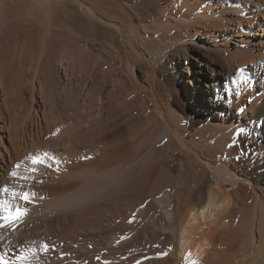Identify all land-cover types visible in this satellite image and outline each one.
<instances>
[{"label":"rangeland","instance_id":"rangeland-1","mask_svg":"<svg viewBox=\"0 0 264 264\" xmlns=\"http://www.w3.org/2000/svg\"><path fill=\"white\" fill-rule=\"evenodd\" d=\"M41 1H44V0H35L34 1V3L36 4V6L39 9H41V8L43 9L42 6H44V3L41 2ZM50 1H52V3H56L57 2L56 6L54 7V9L57 10L55 12V15H54L55 16V18H54L55 20H53L54 21L53 22L54 25L51 23L52 26H50V24L48 25L46 22L45 23L42 22L43 24L40 23L39 25H37V28L39 29V32H41L40 34L43 36V39H42V36L40 37L41 40L40 39H38V40L35 39V41H39L38 44H37V42L34 43L35 42V41L33 42L34 39L31 38V36L29 35V36H27L28 37V40H26L27 42L25 41V43L27 45H29V46L27 47V45L25 44V46L27 47V48L25 47V50L23 49V50H19L18 51L16 49H14V45H11L8 49L5 48L2 51L0 49V57L2 56L0 58V71L4 69L2 72H4L3 75L5 74L4 78L7 79V80L6 79H4V80L6 81V84L8 82V84H7L8 86L7 87H9L8 88V90H9V95H8L9 98H8L7 101L10 102V103L7 102L9 104V105L7 104L8 108L3 105V111L4 110L8 111L7 112L8 114L5 113L2 116H4V117L6 116V121H7L8 125L13 126L14 129L15 128L23 129V128H25V126L27 127L28 124H30V123H38V122H40L42 124V127H43L42 129L45 131L44 134L46 135V136L44 135L45 139H43V144H45V141H46L47 142L46 145L48 146V143L51 140L54 142L53 143L51 141L53 144L50 142L49 143V147H47L45 145H42L43 147L41 146L40 150L38 151L40 154L37 153V152H34V151H30L28 153V155H27V157L29 156L28 159L26 158V160L23 162L24 164L22 163L23 166L22 165L20 166V167H22L24 169L16 168V167H14L16 170L13 167L8 169L7 177L5 176L8 180L6 179L5 184H3V185L0 184V189H3L4 187L8 186V188L10 190H15L16 192H21V191H28V192H32V193L35 192V196L38 197V198L35 197V196L31 197V202L30 203H33V204H30V203L25 204L23 201H20L19 199H17L15 201L16 203L22 204L24 207L30 208V209H28L29 211L32 210V212H28L30 214L35 212L34 210L37 209V211H36L37 214H36V212L33 213V215L32 214L30 215V214L27 213L28 216L30 215L29 218L30 217H32V218L30 220H28L29 218L26 215L25 218L26 219L28 218L27 221L24 220L25 219L24 218L22 220L24 222V224H20L19 223L21 226H19L17 224L15 229L6 227V228H3L2 230H0V236H1V238H0V248H4L7 251V256H8L7 258L9 260V263H11V264L13 262H14V264H21L20 257H23V256H28V260L24 261V264H63V263L64 264L65 263L66 264H69V263L70 264H82V263L83 264H92V263L93 264H111V263L112 264H117V263L120 264V261H122L121 264H150L149 261L151 262V264L152 263H154V264H162L163 262H164L163 264H165V263L166 264H171L172 261H173L172 263H174V261L177 260L176 259L177 258L176 257L177 256V254H176V238H175L176 234H173L174 233L173 230L171 231V229H173L171 226L173 225V227H174L176 224H178L177 222L179 221L180 213L182 211V207L184 205V201L186 199V196H187L188 192L194 193V191H195L194 186L196 185V181H197L195 179H197V175H198V173H197L198 170H196L197 167L196 168L194 167L196 165L195 164V160H194V158L196 157V154L197 155L205 154V155L213 157L215 160L218 161V160H220L222 158H225L227 156V154H228L227 150H228V152H230L231 149H234L236 147V150H242V153L245 154V155H243V157L245 158L244 161L248 165L249 168H250L251 165H253V168L254 167L255 168H261L264 171V113L254 114L255 107L258 108V107L261 106V104L264 103V57H263L264 56V52H262V50H261V54H260V46H258V45H256L254 43L256 41V38L258 37L254 33L255 32L254 30L257 28L256 24H255L256 22L252 23L253 32H249L248 28H247L248 27V22L250 21L248 18L251 19V16L255 12V11H253L254 9H252V8H254V6L250 2L247 3L244 0H239V1L238 0H228L227 2L223 3V5H221L222 6L221 8L223 10L227 11V13L225 12V14L228 17V19H224V21H225L224 23L227 24V26L230 27L229 30L233 31L234 35L237 34V37H235L236 39H234L233 42L231 43L232 49L226 50L227 48H225V52H222L220 50V52H218L219 54L217 53V56L219 57V56L222 55L223 59L224 58L226 59V57H227L226 60L224 59L227 62L229 61V58L231 57V60L234 62V64L231 67L228 65V63L226 64V66H227L226 68L230 72H228L226 70L227 72H226V77H224V81L221 82V84H219L218 86H212V88H210V91H211V95H212L211 98L214 99V98L217 97L219 104L223 103L224 106H227V107L230 106L229 109L234 111L233 112L234 116L231 118L230 116H228L222 110H219V112H217V114L210 115L208 112L203 111L200 108H196V114H198V116H202L203 118L207 117V121L201 122V123L195 125L194 127H192L189 124L188 125V129L184 132V143L180 144V141L178 140L179 141L178 142L177 139H175L176 146H172L171 143H169L171 137H169L168 135L164 136V137L162 136V138L159 139L160 138L159 133L161 134V130H159V129L161 127L159 128V126L157 127V125H155V123H156L155 119L157 120V117H155L156 111H154V109H153L154 103H152V101H150L152 99H149L151 97V95H150L151 93H150V90L148 88V85L150 83L149 84L147 83V82L150 81L149 80V78H150L149 75H152V72H154L153 75H152V77L154 76L153 78H155L154 81L156 80L155 82L157 84H160L159 86L163 85L164 88H165L164 90L161 89L163 96L165 98H167V96H166L167 93H169V94L171 93V96L169 97L170 100L169 99H167V100H169L171 102V104L181 108L180 112L182 111L181 114H183V116H186V114L184 112V108H183L184 106H194L195 105L193 97H196V94H197V91H198V87L196 86V84L197 85H198V83L200 84V81L196 80V78H198V77H196V75H195L196 73H195L194 69H187V66H185V64H184L185 67H183V70L179 71V76H180L179 80L175 79L174 72L172 70H170L171 66L169 68L168 64L166 66L164 65V64H166V62H163L164 63L163 67L160 65L162 63L160 61V59L162 60L166 55H169L168 52L172 49L170 45L162 43V41L161 42L157 41V39L158 40H159V38L161 39V35H162L163 31H165L164 27H162L163 25H161V24L159 25V23L157 24V23H154V22H150L149 24L148 23H146V24L143 23L142 24V21L140 20L141 18H139L136 15H132L128 11V9L125 8V6L123 5V9L122 10H116V9L114 10L113 9V12L112 11L110 12V10H112V9H106L105 13H103V11H101V10H105V9H102V8L98 7V10L101 9L100 10V12H101L100 14L102 15V17L105 20V22H99V23H97V25L95 27V24H91L89 22V20H88L89 17L81 9L79 10V12L77 11L76 15L81 17L82 21H77L76 18L75 19L73 18L72 20H70V18L67 19V14L66 13H68V12L67 11L65 12L63 10V7L66 4H70L71 0H50ZM72 1L74 2V0H72ZM218 1L219 0H217V2ZM255 1H257V0H255ZM214 3H216V0H215ZM243 3L246 6L243 5ZM249 3L251 4V6H250ZM30 5H31V3H30ZM234 6H236V7H234ZM247 6H249L250 8H248ZM240 7H241V9H238ZM234 8L236 10H238V11H234L235 10ZM202 9L204 10V9H206V7H203ZM248 9L252 13H250L248 11ZM31 10H33V8H31V6H29V5H27L26 9H24L25 12H24V15H23V20H24L25 24H28L29 18L31 19L36 14V10L35 9L33 11H31ZM30 11H31V13H30ZM240 11H242V12H240ZM108 12H110V13H108ZM261 12H264V11L261 10ZM125 13L127 15L129 14L127 17H130V14H131L132 18L134 17L132 19V22H133L132 25H134L133 27L135 29L140 30L141 33H143L144 35L146 34V36H149L151 38H152V36H155V39H150V38H147V39L144 38L145 40L143 39L142 44H141V50H143L142 52L144 53V56H140L141 54H139L138 51H136L135 49H133L130 46L132 44L133 45L135 44V40L133 38H129L127 40V37H128V34H130V31H128L127 34L124 35L125 39H126L124 41L127 42L128 45L131 43L129 45V47H126L125 44L123 43L124 42L123 38H120L118 33H116L115 28L112 25H110L109 23H107L108 21H117V20H119V21L121 20V22L122 21L123 22H127V17H126ZM219 15L222 16V13L219 14ZM247 15H249L250 17L248 16L246 18ZM239 16L244 19L243 22L241 21L242 19L241 20L239 19ZM63 17H64V19H63ZM229 18H230V20H229ZM239 20L241 21L242 24H239L240 23ZM261 21H264L263 18H261ZM49 28H50V30H49ZM192 28H190L191 31L188 30L189 34L188 33H186V34L187 35L192 34L191 37L193 36L194 39H198V37H200V35H196V32L194 31V28L193 29ZM47 30L50 33H48ZM246 30L248 31L247 33H246ZM45 32H47V35H46ZM44 33H45V36H44ZM48 34H51V35L48 36ZM52 34L53 35L55 34L58 37L54 39V36H53V39H51ZM193 34H195L196 36L193 35ZM240 37L246 38L247 42H249L248 45L246 44L247 47H248L246 49L248 50L250 48V51H251V52L249 51L250 54H252V53L254 54V56H252L253 60H252V58H249V59H251V61H249V59L247 57L246 58L248 59V61H247V59L244 60L245 62L242 60V59L245 58L243 56V54H242V53L245 52V50H243L245 45L242 46V44H240V41H241ZM46 38H47V40L49 38V40L47 41ZM46 41H47V43H46ZM121 41H123V42H121ZM50 42H52V43H50ZM55 42H56V44H55ZM44 43H45V45H44ZM48 43L50 45H57V48L55 49L53 46H50L49 50H51V51H49L47 49L49 46L46 47L47 45H49ZM75 45H76V47H75ZM34 46H37V47H34ZM168 46H170V47L168 48ZM51 47L53 49H55V50H52ZM67 47L69 48L70 51L68 50ZM70 47H71V49H70ZM224 47H227V46L224 45ZM45 48L47 50H45ZM76 48H77V50H76ZM103 49H105V50H103ZM154 49H157V50H154ZM234 49H235V51H239L241 54L240 53L237 54L238 53L237 52L234 55L235 57L231 56L233 54V52H235ZM236 49H238V50H236ZM240 49H242V50H240ZM252 49H254V50H252ZM261 49L264 50V46L261 45ZM15 50H16V52H15ZM73 50L74 51L76 50L77 52L76 51L73 52ZM132 50L135 51V52H133ZM3 51H4V53H3ZM221 53H223V54H221ZM225 53H227V54H225ZM237 55L238 56L240 55V59H239V57ZM257 55H260L259 59H258ZM131 56H133V57H131ZM146 56L149 59V61L148 60H146V61L144 60L146 58ZM119 57H121L122 60H120L121 58L119 59ZM241 57H244V58H241ZM130 58L132 60L135 58L136 62L134 60L133 61L136 63V65L138 63V65H140V66L142 65V67H143V69H141V72L138 73V78H139L138 80L139 81L135 82V83H137V84H135V86H134V82H133V85H132V83H131L132 80H131V78L129 77V75L127 73L128 72L127 65L129 63ZM237 58L239 60H237ZM63 59L65 61H63ZM91 59H93V60H91ZM36 60H37V63L34 62ZM235 60H237V61H235ZM24 61H25V63H24ZM28 61H30V62H28ZM60 61H62L64 63L66 62L65 64H67V67L69 68V69H67L65 71L66 72L65 74H64V71L60 70V68L57 66ZM239 61L240 62L243 61L245 64L243 63L244 64L243 65L242 63H239ZM235 62H236V64L237 63L239 64V65L237 64V66H240V67L242 66V67L241 68L237 67ZM21 63H24V65L26 64L27 66L23 67L22 66L23 64L21 65ZM31 63H33V64H31ZM182 63H185V62H182ZM240 64H242V65H240ZM178 65H182V64L179 63ZM200 66H201L200 64L196 63L195 69L196 68L199 69ZM34 67H35L36 70L39 69V72L37 70L38 73H37L36 77H35V74L33 73L34 72L33 71ZM38 67H40V68H38ZM228 67H230L231 69H229ZM116 68H117V70H116ZM163 68H164V71H163ZM22 70H24V71H22ZM58 70H60V71H58ZM42 71H44V72H42ZM115 73L116 74L118 73L117 74L118 76L116 78L114 77V76H116ZM126 73H127V75H126ZM22 75H24V76H22ZM22 77H24V78L22 79ZM147 79H148V81H147ZM113 80H115L116 82L113 81ZM22 81H24V83H22ZM117 81H118V86L116 85ZM44 82H46V83L43 84ZM48 85H49V87L51 89L48 87ZM119 85H120V87H119ZM131 86H133L134 89H133V87L130 88ZM136 86H137V88H136ZM139 86H140V88H139ZM201 87L204 88V89H207V87L204 86V85H202ZM93 89H95V91H93ZM137 89H139V91H137ZM13 90H14V93L16 92V94L13 93ZM130 90H132V91H130ZM237 90L238 91L240 90V92H245V98L240 100L243 103H241L238 100V98H237V94H236ZM10 92H12V93H10ZM75 93H76V95H75ZM88 93L90 95L92 93V95L95 97V99H94L95 103L93 102L94 104L92 106L94 108L90 109V110L92 112L95 111L94 113L96 115L94 117V120H90V122L92 121L93 123H95V122L97 123V121H99V120L96 121L95 119H98L99 117H101V115H108V113L110 111L113 113L112 114L113 117H115L117 119L120 117L119 121L116 120L118 122L117 123V125H118L117 127L118 128L115 126V129L113 131V130H111V126H110L109 130H111L112 133L108 130L107 134L108 135L109 134H114V135H117L118 137L119 136L121 137V135H122L121 138L125 137L124 139L127 138V140H130V144H132L131 148H129L130 152L129 151H128L129 153L127 152L128 156H126V159H124V161H122V164H124V166H126V165L130 166L132 171L127 166L128 169H126V170L128 172L126 171L127 174L126 175L125 174L122 175V178H120L118 180L119 185H117L118 182L115 183L116 185L114 184L113 187H111L110 189H106L105 191L101 192V194L100 193L97 194L96 196L91 198L92 200L91 199L88 200V202L80 205L79 207H76V208H74L72 210L71 209H67L68 211H66V210L63 211L64 209H62V210H58L57 209L58 210L57 212L54 211V210H51L52 212H50V211H46V210L43 209L44 212L46 213L45 214L44 212H40L41 207H44V206H47V205L49 206V204L51 203L52 200H53L52 202H54L56 200L55 197H58L59 198L58 200H60V199L62 200L63 196H64L63 198H66L70 194L72 195V193H69V192H73V194H74L77 191V189H78V191L80 190V188H79L80 187V183L85 181L84 177H81V176L84 175L81 172L84 171L83 173H85V171L88 168L90 169V172H93V173L95 171L93 168L98 169L97 173H100L99 170H104L103 166L100 167L101 166L100 164H99L100 166H98V161H97L98 160L97 158H99L100 157L99 155L101 154V151H100L101 150V145L99 146L100 143L99 144L98 143L97 144L96 143L93 144V143H90L89 141L91 140L90 135L91 136H93V135L96 136L97 135L98 139L96 138L95 140H98V141L101 142L100 138L98 137L99 136L98 134L104 133V136H105V133L107 131L105 132V131H103V129L105 130V128H108L110 123H107L108 125L104 124V125H107V126L105 127L103 125L104 128L102 130L101 129L99 130V127L98 128L96 127L95 133H93L94 132V130H93L92 134L91 133L88 134V133H86L84 131H79V130H82L81 129L82 126L87 124V122H85V121L89 122V119H91L90 118L91 115L89 116L88 113L92 114V112H88L90 110H86L87 99H88V97L90 98V95H88ZM111 93H112V95H111ZM148 93H149V95H148ZM203 93H204V96L207 97L206 100L209 101L210 98H209V96H207V93L206 92H203ZM97 94H99V95L102 94V96H99ZM117 94H119V95H117ZM87 95H88V97H87ZM17 96H19V97L17 98ZM75 96H77V97H75ZM253 96H254V98H252ZM110 98H111V100H110ZM139 98H140V100H139ZM141 98H142V100H141ZM108 99L110 101H108ZM257 99H259L260 102H257L258 104L255 106L254 103L256 102ZM227 100H228V102H227ZM139 101H140V103H139ZM229 101H232V102H229ZM76 102H77L78 106L76 105ZM143 102L146 103L147 105L144 104ZM225 102H227V103H225ZM237 103L239 105H236ZM42 104L44 106H46L45 107L46 111H44L43 109L41 110L40 105H42ZM139 104H141V105H139ZM142 104H144V105H142ZM159 104H161V105L163 104L164 105V104H166V101H165V103L164 102H160ZM251 104H253L255 107L251 106ZM94 105L95 106L97 105L96 108H95ZM135 105H137V106H135ZM71 106H73V107L71 108ZM79 106H81V108L83 110L80 109L79 111H81L82 113H79V115H78L77 113H74V112H76L75 108H78ZM106 106H109V107H106ZM65 107H67V108H65ZM109 108L111 110H109ZM114 108H115V110H114ZM67 109L68 110L70 109V110L68 111ZM103 109H104V111H103ZM116 109H118L117 113H116ZM250 109L251 110L253 109V110L251 111ZM59 111H60V114H59ZM72 111L74 113L73 115H72ZM122 111H123V113H122ZM131 112H133V113H131ZM43 113L46 114V115H44ZM94 113L92 114L93 116H94ZM66 114H67V117H66ZM28 115H30V116H28ZM25 116H26L27 120H26ZM52 116H53V119H55L54 121L52 120ZM76 116L79 119H77ZM82 116L87 117V118H85L86 120H82L83 119ZM88 116H89V119H88ZM23 117L25 118V120H24ZM72 119L75 120V121H73ZM65 120H66L67 123L65 122ZM51 121H53V122L51 123ZM69 121L73 122L74 125H73V123H71ZM113 121H115V120H111V121L109 120L108 122H113ZM148 121H150V123ZM63 122H65V124H63ZM78 122L80 124H78ZM83 122H85V123H83ZM121 122H124V123H121ZM96 123H95V125L98 124V123L97 124ZM119 123H121L122 125H120ZM221 123H223V125H224L222 130H219V131L218 130H213V131H210V132L208 130H205L206 127L209 126V125H212L214 127L215 126L218 127L219 125H221ZM52 124H54L55 126L52 125ZM123 124H126V125H123ZM153 124H154V126H153ZM184 124H185L184 122L180 123V126H181L182 129H185L184 128ZM21 125H23V126H21ZM80 125H81V127H80ZM3 126H4V123H2L0 121V136H3L2 137L3 139L1 141L3 143H5V144L9 145L10 144L9 134L7 133V135H6V133L3 132ZM77 126H78V128L79 127L80 128L78 129ZM93 126H94V124H93ZM151 126H153L154 128L157 127V129L158 128L159 129L158 130L157 129L154 130L153 127H151ZM236 126H237V128H236ZM57 127H59L60 129L57 128ZM65 127H66V129H65ZM73 127H74L75 130L73 129ZM101 128H102V126H101ZM98 130L101 131V132H99ZM151 130H153V131H151ZM203 131H205V132L202 134ZM47 132H48V134H46ZM82 132H84V133H82ZM152 132H153V134H152ZM72 133H74V134H72ZM85 133L87 135H89L88 137L90 138V140H86L88 137L86 136ZM62 134H63V136H60ZM67 134L70 137H68ZM71 134L74 135V137ZM58 135H59L60 139H59ZM200 135H201L202 138L200 137ZM76 136H78V137H76ZM81 136H85V137H81ZM211 136L213 137V139H212ZM210 137H211V139H210ZM50 138H53V139H50ZM65 138H67V139H65ZM81 138H83V139H81ZM199 138H200V141H199ZM225 138H226V140H225ZM47 139H49V140L47 141ZM185 139H187V140H185ZM80 140H82V141H80ZM207 140L210 141V143ZM29 141H30V139H28L27 142H26L27 143L26 144L27 147H31V142H29ZM58 141H59V145L61 146L60 149H59L58 144H57ZM98 141H96V142H98ZM153 141H156L157 143H155ZM205 141L207 142V144H206ZM222 141H224V142L222 143ZM55 142H56V144H55ZM68 142L72 143V144L70 143L72 145V148H71V145ZM79 142H81V144L87 142L85 144H88V145H85V144L80 145ZM91 142H92V140H91ZM131 142H135L136 144L135 143H131ZM66 143H68L67 144L68 146L66 145ZM74 143H75V146H73ZM51 144H52V147L50 146ZM134 144L135 145L138 144V145L135 147ZM210 144H212V146ZM89 145L92 146L93 148L90 147ZM96 145H98V146H96ZM181 145L182 146L183 145H185V146L187 145L186 146L187 148L185 146L182 147ZM83 146H85V147H83ZM86 146L87 147L89 146V148H87ZM221 146H223L224 148L226 147L225 149H227V150L224 149V151H222L223 148ZM229 146H231V147H229ZM76 147H78V149ZM133 147H135V148L133 149ZM208 147H210L212 150L214 148H216L217 151L214 149L213 152H212V150L210 148L208 149ZM64 148H67V149L65 150ZM96 148H97L98 151L96 150ZM138 148H140V149H138ZM72 149L75 150L76 153ZM84 149H86V150H84ZM90 149H91V151H90ZM93 149H95V150H93ZM63 150H64V152H63ZM68 150H70V151H68ZM189 150H191L190 151L191 154H189V152H188ZM193 150L195 152H193ZM78 151H79V153H77ZM96 151H97V153H96ZM2 152H3V155L6 157L7 156L6 152L4 151V149L1 148L0 154ZM65 152H66V154H65ZM224 152H226V154ZM192 153H193V155H192ZM45 154H47V155H45ZM86 154H87V156H86ZM187 154L190 156L189 157L190 160L188 159V157H187L188 155ZM89 155H91V157H89V158L94 159V160H92L93 162L95 161V159H97L94 162L95 163L94 164L95 167L92 166L93 165L92 161L91 162L88 161L89 159H87V158H88ZM34 156L36 158H38L39 160L43 161V162L34 165L32 163V157H34ZM74 156L75 157L78 156L77 157V159L79 161L78 163H80L79 167L82 165V167L79 168L81 170H79V169L75 170L76 168L71 169L73 167L69 168L70 162H68V159L71 158V160H72ZM146 156L149 157L148 158L149 160L145 159V158H147ZM169 156H171V157H169ZM79 157L80 158L85 157V159L87 161L84 160V158L80 159ZM192 158H193L194 162H191ZM51 159H52V161H51ZM60 160H62V161H60ZM71 160H69V161H71ZM145 160H146V162L148 164L146 162H144ZM81 161L84 162V163H82ZM135 161L136 162L138 161V162L135 163ZM184 161L189 163V165L193 163L192 166L194 165L193 168H195V169H192V167L190 168L191 165L190 166L187 165V163L184 162ZM1 162H2V155H0V163ZM25 162H27V163H25ZM52 162L53 163L56 162V163L53 164ZM86 162H88L87 164L89 165V166L86 165L87 167L85 166ZM96 162H97V166H96ZM126 163H128V164H126ZM134 163H135V165H134ZM145 163L147 165H145ZM245 163H244V168L246 169V166H245L246 164ZM158 164H160V166ZM83 165H84V167H83ZM56 166H57V168H55ZM65 166H68V167H65ZM46 167L48 168V171H50L49 174H51L52 172L55 173V171L57 173V171H58L57 176H58V174L64 173V171L62 169L65 168V171L66 172L68 171V174H70L72 178L69 177L70 175H68L66 172H65V174L63 176L64 178L66 177L65 178L66 181L65 180H60L59 181L60 178L61 179H64V178L61 175H59V178H58L56 176V173H55V176L52 173L51 176L49 177V174L47 172V168ZM59 167H64V168H59ZM96 167H100L101 169L100 168H96ZM32 168H36L37 171H34V172L31 171ZM82 168L83 169L87 168V169L83 170ZM13 169H14V171H16L18 173L17 176H15V177L12 176V172H14ZM17 169H22V170H19V172H18ZM56 169H58V170H56ZM60 169H61V171H60ZM165 169L167 171H165ZM71 170H72V172L69 173V171H71ZM195 170H196V173L194 172ZM96 171H95V173H96ZM43 172L44 173L46 172V174L48 176L46 174H44ZM74 172H75V174H74ZM66 174H67L68 177L65 176ZM79 174H82V175H79ZM85 174H87V172ZM142 174H143V176H142ZM194 174L196 175V177H195ZM72 175H75L74 176L75 179H73ZM147 175H148L149 179H150V177H152L150 181L147 180ZM18 176H20V177H18ZM79 176H80V179H79ZM139 176H141V177H139ZM178 176H179V179H178ZM32 177H34V178H32ZM38 178H40V179H38ZM56 178L58 180L57 182H56ZM263 178H264V176H263ZM35 179L39 180V182L37 180H35ZM42 179H43V181H42ZM51 179H52V181H51ZM78 179L80 181H78ZM40 180L44 184L42 182H40ZM44 180H46V181L48 180V182H46L47 184L44 182ZM53 181H54V183H53ZM64 181H65V183H64ZM75 181H78V182H75ZM168 181H169V183H168ZM157 182H158V184H157ZM194 182H195V184H194ZM38 183H40V185H38ZM56 183H58L59 185L56 184ZM172 184H175L176 186L172 185ZM75 185H77V186H75ZM78 185H79V187H78ZM57 186H59V187H57ZM60 186H62V187H60ZM115 186H116V188H115ZM119 186H120V188H119ZM172 186H174V187H172ZM52 187H54V188H52ZM191 187H193L194 189L192 188L193 189L192 190ZM42 188H44V189H42ZM62 188H65V189H62ZM70 188H71V191H70ZM112 188H115V189H112ZM189 188L191 189V191H189L190 190ZM61 189H62V191H61ZM53 190L54 191L56 190V191L54 192ZM74 190H76V191L74 192ZM149 191H151V192H149ZM64 193H66L67 195L64 194ZM185 193H187V194H185ZM42 194L44 196H41ZM48 194L50 196H48ZM58 194H59V196H58ZM180 194H181V196H180ZM182 194H184V195H182ZM0 195H1L0 197L3 196L2 193ZM51 196H53V197H51ZM97 196H98V198H97ZM174 196H176L177 198L174 197ZM34 197H35V199H34ZM48 198L50 200H48ZM178 198H180L179 201L182 200V203L180 202L181 204L178 202ZM36 199H38L37 201H39V199H40V201L37 202ZM46 199H47V201H46ZM155 199H158V200H155ZM167 199H169L168 200L169 201L168 204H167ZM172 199L174 201V204H172L173 203ZM43 201H45V202H43ZM43 203H44V205H43ZM45 203H47V204H45ZM103 203H104V205H103ZM137 204H138V206H137ZM169 204L172 206V210L175 209V211L174 210L172 211V213H173V214H171L172 217L169 215L171 212L168 214L167 209H165L166 207H170ZM177 204H179L178 207L176 206ZM30 205L32 207L36 206V205L37 206L32 208ZM173 205H174V207H173ZM50 206H52V205L50 204ZM175 206H176V208H179V210L177 209V211H176ZM163 207H165V208L162 209ZM39 208H40V210H39ZM38 211H39V213H41L40 215H39ZM61 211H63L64 213L61 212ZM74 211H75V213H74ZM47 212H49V213H47ZM55 212L57 214H55ZM59 212H60V214H58ZM42 213H44L43 214L44 216H42ZM166 213L168 214V216H167ZM63 214H64V216H63ZM126 214L127 215L131 214V215H128V217H125V216H127ZM174 214L176 216H174ZM72 215H74L75 217L72 216ZM40 216H42V217H40ZM66 216H67V219H65ZM118 216H119V218H118ZM39 218L41 220H39ZM114 218H116V219H114ZM123 218H126V219L128 218V219L124 220ZM46 219L47 220L50 219V221L49 220L47 221ZM120 219H121V221H118ZM22 221H21V223H23ZM125 221H127V222H125ZM105 222H106V224H105ZM107 222L111 226L109 224H107ZM114 222H118V223L116 224ZM90 223L93 224V226ZM127 225H128L129 228L126 227ZM96 226H98V227H96ZM100 226L103 227L104 230L108 231V233L106 231H104L103 228H101ZM104 226L107 227V228H105ZM120 226H121V229H120ZM94 227L97 228V229H95ZM170 227H171V229H170ZM37 228H38V230H37ZM47 228H49V230ZM54 228H55V230H54ZM58 228H60V229H58ZM34 229H35V231H34ZM123 229H125V230L123 231ZM19 230H20V232H19ZM46 231L50 235L46 234ZM101 231H102V233H101ZM121 231H122V233H121ZM60 232H61V234H60ZM126 232H127L128 235L126 234ZM22 233H24V234H22ZM66 233L70 234L69 237H68V235ZM111 233H113V234L116 233V235L112 234V237L110 238ZM58 234H59L60 237L57 236ZM64 234H65V237H63ZM72 234H75V235H72ZM101 234H102V237H101ZM27 235H29V237ZM46 235H47V237H46ZM61 235H63V236H61ZM97 235H99V236H97ZM105 235H106L107 238L105 237ZM107 235H109V236H107ZM165 235H167L169 237H167ZM51 236H53V237H51ZM103 236H104V238H103ZM56 237H57V239H61V237H62V239L59 241V240L56 239ZM144 237H146V238H144ZM43 238L45 239L46 242L43 241L44 240ZM47 238H49L50 240L47 239ZM100 238H102V239H100ZM108 238L116 239L118 241L114 240V242L111 243L110 239H108ZM117 238H120V239H117ZM2 239H4L5 241L3 240L4 241L3 242ZM55 239L57 240V242H56L57 244L55 243V241H56ZM40 240H42V241H40ZM68 240H69V242H68ZM47 241H50V242L54 241V242L51 244L50 242H47ZM58 241L60 243H58ZM64 242L65 243L67 242L66 245H65ZM75 242H76V244H75ZM48 243H50V244H48ZM106 243H107V245L111 244V247L109 248L110 245H108V247H106L107 246ZM114 243H115V245H114ZM44 244H47L49 246V248H48L49 251H47V252L43 251V245ZM60 245L62 246V248L60 247ZM122 245L124 246L123 248H121ZM53 246H55V247H53ZM69 246H71V247H69ZM117 246L119 247L117 249L119 251H117V253H116V249L115 248H117ZM68 247L71 250H73V251L68 249ZM63 248H65V249H63ZM113 249H115V251ZM63 250H64V252H63ZM124 250H125V252H124ZM93 252H94V254H92ZM123 252H124V254H123ZM76 254H78V255H76ZM85 254H86V256H85ZM80 256H82V258ZM111 256H113V258ZM72 260H73V262H72ZM247 260H248V263H246V264H250V260L249 259H247ZM247 260L245 259L242 264H244L245 261L247 262ZM52 261H54V262H52Z\"/></svg>","mask_w":264,"mask_h":264},{"label":"bare ground","instance_id":"bare-ground-1","mask_svg":"<svg viewBox=\"0 0 264 264\" xmlns=\"http://www.w3.org/2000/svg\"><path fill=\"white\" fill-rule=\"evenodd\" d=\"M35 0H0V49L1 51L3 49H8L11 45H14V49L16 50H25V41L28 40V37L27 36H31V38H33V42L38 39L41 40V32H39V29L37 28V25H39L40 23L42 22H46L48 25L51 23L53 24V20H55V12L57 11L56 9H54V7L56 6V3H52V1L50 0H44V1H41L44 3V6L43 9H39L36 4L34 3ZM84 1V2H83ZM74 0V2L71 0V3L70 4H66L64 7H63V10L68 13L67 14V19L70 18V20H72L73 18L77 21H82L81 17H79L77 14V11L79 12V10H83L87 16L89 17V22L91 24H95V27L97 25V23L99 22H105V20L103 19L102 15L100 14V8L102 9H105V10H101L103 11V13H105L106 9H112L110 10V12L112 11L113 12V9L115 10H122L123 9V5L125 6V8L128 9V11L132 14V15H136L138 16L139 18H141L140 20L142 21V24L143 23H150V22H154V23H159V25H163L162 27H164V30L162 35H161V39L159 38V40L157 39V41L161 42L162 43H165L167 45H170L171 46V50L168 52L169 55H166L162 60L160 59V62L161 66L163 67V62H166V64H164L165 66L168 64L170 70H172L174 72V76H175V79L176 80H179V71L180 70H183V67L187 66V69H194L195 71V75L196 77V80H199L200 81V84L198 83V85L196 84V86L198 87V91H197V94H196V97H193L194 99V103L195 105L194 106H184V112L186 114V116H183V114H181L180 112V109L178 106H175L173 104H171V102L169 101V97L171 96V93H167V98H165L162 94V91L161 89H165L164 86H159L160 84H157L154 79L152 77L153 73L152 72V75H149L150 78H149V82L148 79H147V83L149 84L148 85V88L150 90V95L151 97L149 99H152L150 101H152V103H154V106H153V109L154 111H156V114H155V117H157V120L155 119L156 123L155 125H157V127L159 126V130H161V134L159 133V136L161 139L162 136H169L171 137L170 139V142L172 146H176V141L175 139H177V141L179 140L180 141V144L181 143H184V132L188 129V125L190 124L192 127H194L195 125L201 123V122H204V121H207V117L206 118H203L202 116H198V114H196V108H200L202 109L203 111H206L208 112L210 115L212 114H217V112H219V110H222L223 112H225L228 116H230L231 118L234 116L233 112L231 109H229V107L227 106H224L223 103L219 104L218 103V99L217 97L212 99V95H211V91H210V88H212V86H218L219 84H221V82L224 81V77H226V72H230L226 67V64L228 63V65L231 67L233 66L234 62L231 60V57L229 58V61H225L227 59L224 60L222 55L221 56H217V53L220 52V50L222 52H225V48H227L226 50H230L232 49V45L231 43L233 42L234 39H236L235 37H237V34L234 35L233 34V31L229 30L230 27L227 26V24H225L224 22V19H228V17L226 16L225 12L227 13L226 10H223L221 7V5H223V3L227 2L228 0H219L217 2L216 0V3L215 0ZM239 1V0H238ZM245 2H250L254 8L253 11H255L253 13V15L251 16V19L248 18L249 22H248V31L249 32H253V26H252V23H255L256 24V29L254 30L255 32V35H257L258 37L256 38V41L254 42L256 45L260 46V54H261V50L262 52H264L263 49H261V45L264 46V21H261V18H263L264 20V12H261V10L264 11V0H244ZM243 1V2H244ZM244 2V3H245ZM31 3V5H30ZM73 3V4H72ZM243 3V5H245ZM249 3V4H250ZM250 4V6H251ZM27 5L31 6V8H33V10L35 9L36 10V14L29 20H28V24H25L24 20H23V15H24V9L27 8ZM227 5V4H226ZM242 5V6H243ZM238 6V5H237ZM241 6V7H242ZM246 6V5H245ZM98 7H100L98 10ZM203 7H206V9H202ZM236 7V6H234ZM238 8V9H241ZM248 8H250L249 6H247ZM243 8V7H242ZM126 9V10H127ZM235 9V8H234ZM246 9V8H245ZM31 10V11H33ZM243 10V9H242ZM30 11V13H31ZM234 11H238V10H234ZM233 11V12H234ZM249 11V9H248ZM108 12V13H110ZM232 12V11H231ZM242 12V11H240ZM250 12V11H249ZM107 13V14H108ZM222 13V16H220L219 14ZM229 13V12H228ZM235 13V12H234ZM252 13V12H250ZM65 14V15H66ZM126 14V13H125ZM130 14V17H127L128 15L126 14V17H127V22H121V20H117V21H108L107 23H109L110 25H112L115 30H116V33H118V35L120 36V38H123V41L126 40L125 39V34H127L128 31H130V34H128V37H127V40L129 38H133L135 40V44L132 46L130 45L133 49H135L136 51H138L139 54H141L140 56H144V53L142 52L143 50H141V44H142V41L144 38H150V39H155V36H152L149 37V36H146V34L144 35L143 33H141L140 30H137L135 29L132 25V16ZM246 14V13H245ZM110 15V14H109ZM229 15V14H228ZM240 15V14H239ZM230 16V15H229ZM249 15L246 16V18L248 17ZM236 17V16H235ZM250 17V16H249ZM115 18V17H114ZM64 19V17H63ZM66 19V18H65ZM239 19L243 22V18H241L239 16ZM69 20V21H70ZM108 20V19H107ZM230 20V18H229ZM228 20V21H229ZM237 20V19H236ZM239 20V21H240ZM227 21V20H226ZM238 21V22H239ZM240 21L239 24H242ZM231 22V21H230ZM43 24V23H42ZM108 24V25H109ZM144 24V25H145ZM254 24V25H255ZM54 25V24H53ZM158 25V26H159ZM235 25V24H234ZM194 28V31L196 32V35H200V37H198V39H194V37L190 34V35H187L186 33H188V30L191 31L190 28ZM113 28V29H114ZM192 28V29H193ZM50 30V28H49ZM145 30V29H144ZM189 31V32H190ZM246 30V33L248 32ZM48 33H50L48 30H47ZM47 32L46 35H47ZM193 32V31H192ZM262 32V33H261ZM45 33H44V36H45ZM53 33V32H52ZM157 33V32H156ZM244 33V32H243ZM189 34V33H188ZM245 34V33H244ZM51 34H48V36H50ZM195 35V34H193ZM195 35V36H196ZM239 35V34H238ZM248 35V34H247ZM53 36H54V39L57 38L58 36H56L55 34L53 35L52 34V37L51 39H53ZM56 36V37H55ZM47 37V36H46ZM30 38V37H29ZM241 38V41H240V44H242V46L245 45L244 49L245 52L242 53L243 56L245 57H241V58H244L242 59L243 61L246 60L247 58H252V56H254V54H250V48L247 50L246 48L247 45L249 44V42H247V39L244 38V37H240ZM42 39H43V36H42ZM45 39V38H44ZM47 40V38H46ZM49 40V38H48ZM47 40V41H48ZM145 40V39H144ZM32 41V40H31ZM45 41V40H44ZM46 41V43H47ZM52 41V40H51ZM121 41V42H123ZM130 41V40H129ZM27 42V41H26ZM38 44L39 41H35L34 43ZM145 42V41H144ZM151 42V41H150ZM43 43V42H42ZM52 43V42H50ZM58 43V42H57ZM69 43V42H68ZM67 43V44H68ZM76 43V42H75ZM74 43V44H75ZM125 44L126 47H129L128 43L127 42H123ZM239 43V42H238ZM253 43V44H254ZM49 44V43H48ZM54 44V43H53ZM56 44V42H55ZM63 44V43H62ZM77 44V43H76ZM164 44V45H165ZM239 44V45H240ZM247 44V45H246ZM27 45V44H26ZM43 45V44H42ZM45 45V43H44ZM128 45V46H127ZM144 45V44H143ZM163 45V44H162ZM224 45H226L227 47H224ZM255 45V46H256ZM29 45H27L28 47ZM49 46V47H48ZM50 46H53L55 49L57 48V45H47L46 47H48L47 49L49 50ZM56 46V47H55ZM82 46V45H81ZM84 46V45H83ZM111 46V45H110ZM168 46V48L170 47ZM241 46V45H240ZM26 47V48H27ZM33 47V46H32ZM34 47H37V46H34ZM44 47V46H43ZM76 47V45H75ZM96 47V46H95ZM163 47V46H162ZM52 48V47H51ZM68 48V47H67ZM74 48V47H73ZM79 48V47H78ZM151 48V47H150ZM158 48V47H157ZM164 48V47H163ZM234 48V47H233ZM243 48V47H242ZM252 48V47H251ZM29 49V48H28ZM34 49V48H33ZM45 48V50H47ZM52 48V50H55ZM64 49V48H63ZM71 49V47H70ZM148 49V48H147ZM15 50V52H16ZM35 50V49H34ZM38 50V49H37ZM44 50V51H45ZM69 50V48H68ZM77 50V48H76ZM75 50V51H76ZM105 50V49H103ZM107 50V49H106ZM152 50V49H151ZM154 50H157V49H154ZM163 50V49H162ZM238 50V49H236ZM242 50V49H240ZM254 50V49H252ZM51 51V50H49ZM70 51V50H69ZM73 50V52H75ZM133 51V50H132ZM149 51V50H148ZM235 51V49H234ZM250 51V52H249ZM33 52V51H32ZM35 52V51H34ZM37 52V51H36ZM55 52V51H54ZM77 52V51H76ZM130 52V51H129ZM135 52V51H133ZM156 52V51H155ZM159 52V51H158ZM238 52V53H237ZM249 52V53H248ZM4 53V51H3ZM2 53V54H3ZM45 53V52H44ZM65 53V52H64ZM154 53V52H153ZM160 53V52H159ZM167 53V52H166ZM239 54L240 52L239 51H235L233 52V54L231 56H234L235 54ZM257 53V52H256ZM6 54V53H5ZM67 54V53H66ZM130 54V53H129ZM156 54V53H155ZM219 54V53H218ZM223 54V53H221ZM227 54V53H225ZM241 54V53H240ZM263 54V53H262ZM42 55V54H41ZM101 55V54H100ZM137 55V54H136ZM147 55V54H146ZM152 55V54H151ZM160 55V54H159ZM34 56V55H33ZM36 56V55H35ZM43 56V55H42ZM41 56V57H42ZM138 56V55H137ZM136 56V57H137ZM224 56V55H223ZM229 56V55H228ZM238 56V55H237ZM242 56V55H241ZM258 56V59H259V56L260 55H257ZM2 57V56H1ZM0 57V58H1ZM4 57V56H3ZM39 57V56H38ZM40 57V58H41ZM68 57V56H67ZM116 57V56H115ZM133 57V56H131ZM235 57V56H234ZM233 57V58H234ZM239 59H240V55L238 56ZM247 57V58H246ZM264 57V56H263ZM37 58V57H36ZM52 58V57H51ZM121 57H119L120 59ZM141 58V57H140ZM145 58V57H144ZM143 58V59H144ZM147 58V56H146ZM144 59L145 61L149 59ZM232 58V59H233ZM46 59V58H45ZM75 59V58H74ZM237 58V60H239ZM247 59V61H248ZM261 59V58H260ZM3 60V59H2ZM34 60V59H33ZM93 60V59H91ZM122 60V58L120 59ZM124 60V59H123ZM135 61V58L133 59ZM131 58L129 60V63L127 65V70H128V75L129 77L131 78L132 80V85H133V82H134V86L136 81L138 82L139 78H138V73L141 72V69H143L142 65H136V61L134 62ZM234 60V59H233ZM235 60V61H237ZM253 60V58H252ZM257 60V59H256ZM262 60V59H261ZM59 61V60H58ZM63 61H65L63 59ZM83 61V60H82ZM117 61V60H116ZM224 61V62H223ZM241 61V60H240ZM239 63H244L243 61ZM249 61H251V59H249ZM30 62V61H28ZM37 63V60L34 61ZM39 62V61H38ZM118 62V61H117ZM141 62V61H140ZM143 62V61H142ZM182 62H185V63H182ZM25 63V61H24ZM24 63H21V65L24 67V66H27L26 64L24 65ZM66 63V62H65ZM64 62L60 61L58 63V67L60 68V70L64 71V74L66 73L65 71L67 69H69L67 67V64H65ZM182 64V65H178V64ZM196 63L200 64V68L199 69H195V66H196ZM13 64V63H12ZM33 64V63H31ZM106 64V63H105ZM141 64V63H140ZM185 64V66H184ZM236 64V62H235ZM238 64V63H237ZM236 64V66H237ZM240 64V65H242ZM245 64V63H244ZM243 64V65H244ZM252 64V63H251ZM37 65V64H36ZM42 65V64H41ZM144 65V64H143ZM239 65V64H238ZM255 65V64H254ZM10 66V65H9ZM51 66V65H50ZM49 66V67H50ZM111 66V65H110ZM167 66V67H168ZM15 67V66H14ZM36 67V66H35ZM35 67L33 68V73L35 74V77L37 76V73L39 72V69L38 72L37 70L35 69ZM41 67V66H40ZM38 67V68H40ZM230 67H228L229 69H231ZM239 68H241L240 66H237ZM21 68V67H20ZM27 68V67H26ZM160 68V67H159ZM244 68V67H243ZM32 69V68H31ZM35 69V70H34ZM245 69V68H244ZM4 70V69H3ZM3 70L0 71V121L2 123H4V126H3V132L9 134V139H10V144L7 145L5 143H3L1 140L3 139L2 137L3 136H0V150L1 148L4 149V151L6 152L7 156L5 157L3 155V152L0 154L2 155V162L0 163V184L3 185L5 184V181H6V177H7V172H8V169L10 168H14L16 167L17 164H20L22 165V163L26 160V158L28 159L27 155L30 151H34V152H37L39 153L38 151L40 150L41 146L42 145H45L47 146V142L45 141V144H43V139L44 138V130L42 129V124L40 122L38 123H30L28 124V126L23 129L21 128H13V126L11 125H8L7 121H6V116H2L4 115L5 113L8 114L7 112L8 111H3V105L5 107L8 108L7 104L10 103L8 100L9 98V90L7 87L8 85V82L6 84V81L4 79V75L2 72ZM21 70V69H20ZM19 70V71H20ZM58 70V71H60ZM117 70V68H116ZM162 70V69H161ZM227 70V71H226ZM239 70V69H238ZM24 71V70H22ZM45 71V70H44ZM42 71V72H44ZM163 71H164V68H163ZM232 71V70H231ZM21 72V71H20ZM151 72V71H150ZM235 72V71H234ZM29 73V72H28ZM51 73V72H50ZM68 73V72H67ZM99 73V72H98ZM126 73V75H127ZM33 74V75H34ZM116 74V73H115ZM118 74V73H117ZM116 74V76H114L115 78L118 76ZM143 74V73H142ZM198 74V75H197ZM231 74V73H230ZM39 75V74H38ZM58 75V74H57ZM60 75V74H59ZM62 75V74H61ZM144 75V74H143ZM229 75V74H228ZM24 76V75H22ZM44 76V75H43ZM50 76V75H49ZM113 76V75H112ZM145 76V75H144ZM148 76V77H149ZM34 77V76H33ZM39 77V76H38ZM128 77V76H127ZM24 77H22L23 79ZM54 78V77H53ZM112 78V77H111ZM146 78V77H145ZM113 79V78H112ZM122 79V78H121ZM144 79V78H143ZM7 80V79H6ZM116 80V79H115ZM113 80V81H115ZM124 80V79H123ZM46 81V80H45ZM145 81V80H144ZM116 82V81H115ZM22 83H24V81H22ZM41 83V82H40ZM46 82H44L43 84H45ZM114 83V82H113ZM162 83V82H161ZM32 84V83H31ZM106 84V83H105ZM110 84V83H109ZM127 84V83H126ZM175 84V83H174ZM25 85V84H24ZM118 86V81H117V84ZM115 85V86H116ZM122 85V84H121ZM125 85V84H124ZM145 85V84H144ZM204 85L207 87V89H204L202 88L201 86ZM41 86V85H40ZM138 86V85H137ZM136 86V88H137ZM12 87V86H11ZM14 87V86H13ZM49 87V85H48ZM101 87V86H100ZM105 87V86H104ZM111 87V86H110ZM120 87V85H119ZM123 87V86H122ZM121 87V88H122ZM133 86H131L130 88H132ZM160 87V88H159ZM205 87V88H206ZM242 87V86H241ZM44 88V87H43ZM50 88V87H49ZM57 88V87H56ZM113 88V87H112ZM116 88V87H115ZM114 88V89H115ZM118 88V87H117ZM126 88V87H125ZM124 88V89H125ZM140 88V86H139ZM12 89V88H11ZM51 89V88H50ZM92 89V88H91ZM134 89V87H133ZM142 89V88H141ZM145 89V88H144ZM54 90V89H53ZM102 90V89H101ZM112 90V89H111ZM119 90V89H118ZM170 90V89H169ZM235 90V89H234ZM17 91V90H16ZM87 91V90H86ZM93 91H95V89H93ZM132 91V90H130ZM136 91V90H135ZM137 91H139V89H137ZM141 91V90H140ZM112 92V91H111ZM203 92H206L207 93V96H209L210 100L207 101L206 100V96H204V93ZM12 93V92H10ZM13 93H14V90H13ZM79 93V92H78ZM97 93V92H96ZM95 93V94H96ZM119 93V92H118ZM173 93V92H172ZM16 94V92L14 93ZM21 94V93H20ZM62 94V93H61ZM129 94V93H128ZM134 94V93H133ZM146 94V93H145ZM237 94V98L238 100H242L245 98V92H240V90L236 92ZM46 95V94H45ZM73 95V94H72ZM76 95V93H75ZM88 95H90L88 93ZM87 95V97H88ZM92 95V93H91ZM90 95V98L88 97L87 99V105H86V110H90V109H93L94 107L93 104L95 103L94 102V99L95 97L92 95ZM99 95V94H97ZM110 95V94H109ZM108 95V96H109ZM112 95V93H111ZM119 95V94H117ZM121 95V94H120ZM147 95V94H146ZM149 95V93H148ZM233 95V94H232ZM14 96V95H13ZM99 96H102V94H100ZM144 96V95H143ZM19 96H17L18 98ZM21 97V96H20ZM77 97V96H75ZM86 97V96H85ZM94 97V98H93ZM98 97V96H97ZM174 97V96H173ZM62 98V97H61ZM68 98V97H67ZM100 98V97H99ZM116 98V97H115ZM129 98V97H128ZM138 98V97H137ZM145 98V97H144ZM254 98V96L252 97ZM22 99V98H21ZM101 99V98H100ZM123 99V98H122ZM146 99V98H145ZM169 99V100H167ZM50 100V99H49ZM85 100V99H84ZM111 100V98H110ZM108 99V101H110ZM117 100V99H116ZM120 100V99H119ZM140 100V98H139ZM142 100V98H141ZM102 101V100H101ZM100 101V102H101ZM145 101V100H144ZM164 102L166 101V104H159L160 102ZM8 102V103H7ZM16 102V101H15ZM94 102V103H93ZM113 102V101H112ZM115 102V101H114ZM118 102V101H117ZM133 102V101H132ZM146 102V101H145ZM228 102V100H227ZM225 102V103H227ZM229 102H232V101H229ZM241 102V101H240ZM257 102H260L259 99L256 100V102L254 103V105L256 106L258 103ZM97 103V102H96ZM120 103V102H119ZM124 103V102H123ZM134 103V102H133ZM140 103V101H139ZM144 103V102H143ZM243 103V102H241ZM109 104V103H108ZM135 104V103H134ZM137 104V103H136ZM146 104V103H144ZM142 104V105H144ZM177 104V103H176ZM9 105V104H8ZM12 105V104H11ZM14 105V104H13ZM75 105V104H74ZM76 105H77V102H76ZM112 105V104H111ZM110 105V106H111ZM117 105V104H116ZM120 105V104H119ZM141 105V104H139ZM147 105V104H146ZM227 105V104H226ZM236 105H239L238 103ZM246 105V104H245ZM253 104H251V106H254ZM15 106V105H14ZM67 106V105H66ZM70 106V105H69ZM78 106V105H77ZM95 106V105H94ZM97 106V105H96ZM95 106V108H96ZM104 106V105H103ZM126 106V105H125ZM129 106V105H128ZM137 106V105H135ZM254 106V107H255ZM41 107V110L43 109L44 111H46V106H44L43 104L40 105ZM68 107V106H67ZM65 107V108H67ZM73 106H71L72 108ZM75 107V106H74ZM106 107H109V106H106ZM105 107V108H106ZM116 107V106H115ZM139 107V106H138ZM137 107V108H138ZM142 107V106H141ZM140 107V108H141ZM144 107V106H143ZM236 107V106H235ZM253 107V108H254ZM6 108V109H7ZM64 108V107H63ZM103 108V107H102ZM118 108V107H117ZM120 108V107H119ZM133 108V107H132ZM241 108V107H240ZM252 108V107H251ZM40 109V108H39ZM56 109V108H55ZM81 108V106H79L78 108H75L76 112L74 113H77L79 115V113H82L81 111H79ZM107 109V108H106ZM122 109V108H121ZM129 109V108H128ZM146 109V108H145ZM144 109V110H145ZM8 110V109H7ZM64 110V109H63ZM68 110V109H67ZM70 110V109H69ZM68 110V111H69ZM83 110V109H82ZM95 110V109H94ZM109 110H111L109 108ZM115 110V108H114ZM117 110L116 109V113H117ZM120 110V109H119ZM236 110V109H235ZM251 110V109H250ZM249 110V111H250ZM253 110V109H252ZM251 110V111H252ZM43 111V112H44ZM67 111V112H68ZM85 111V110H84ZM97 111V110H96ZM104 111V109H103ZM107 111V110H106ZM127 111V110H126ZM146 111V110H145ZM250 111V112H251ZM254 114H259V113H264V103L261 104L260 107H255V110H254ZM88 112H92L91 110L88 111ZM95 112V111H94ZM92 112V114L94 113ZM114 112V111H113ZM119 112V111H118ZM73 111H72V115L74 114ZM84 113V112H83ZM110 113V114H109ZM108 113V115H101V117H99L98 119H95L97 121V125H95V123H93L92 121L90 122V120H94V117H95V113H94V116L90 113H88V115L90 116L91 115V119H89V116H88V119H89V122L88 121H85L87 122V124H83L84 126L81 127L82 130H79V131H84L88 134H92V131L94 130L93 133H95V130H96V127L98 128L99 127V130L103 129V125L104 124H107V123H110V125L108 126V128H105V130L103 129V131H107L105 133V136H104V133L102 134H98L100 141L98 140H95L97 138V135H93L91 136L90 135V138L92 140H90V138L88 137L89 135H87L86 133V136L88 137L86 140H90L89 142L90 143H93V144H99V146L101 145V154L99 155L100 157L95 159V161L97 160L98 161V166L104 168V170H99L100 173H97L98 172V169H95L93 168L95 171L94 173L93 172H90V169L88 168H85L87 169L85 171V173L87 172V174L81 172L82 174H84L83 176L81 177H84V182H81L80 183V187L78 185V187L80 188V190L77 191L74 190V193L73 192H69V193H72V195L70 196H65L66 198H63L62 197V200H58L59 198L58 197H55L56 200L54 202L51 201V205L49 204V206H44V207H41V210L40 212H44V210L46 211H50L52 212L51 210H54V211H58V210H62L64 209L63 211H68L67 209H74L76 207H79L80 205L88 202V200H90L91 198H93L94 196H96L97 194H101V192L105 191L106 189H110L111 187H113V185L115 183L118 182V180L120 178H122V175H126L127 174V170L128 167L130 168V166L126 165L128 163H126L124 166V164H122V161H124V159H126V156H128L127 152L129 151V148H131V145L130 144V140H127L124 139V138H121L117 135H114V134H107L108 133V130H109V127L111 126V130L114 131L115 129V126L117 127V121L116 120H120V117L117 119L115 117H113V113L110 111ZM123 113V111H122ZM133 113V112H131ZM149 113V112H148ZM247 113V112H246ZM44 114V113H43ZM59 114H60V111H59ZM76 114V115H77ZM184 114V115H185ZM236 114V113H235ZM46 115V114H44ZM63 115V114H62ZM121 115V114H120ZM124 115V114H123ZM122 115V116H123ZM126 115V114H125ZM131 115V114H130ZM145 115V114H144ZM244 115V114H243ZM30 116V115H28ZM117 116V115H116ZM141 116V115H140ZM242 116V115H241ZM246 116V115H245ZM32 117V116H31ZM66 117H67V114H66ZM75 117V116H74ZM79 117V116H78ZM93 117V118H92ZM247 117V116H246ZM251 117V116H250ZM24 118V117H23ZM26 118V116H25ZM24 118V120H25ZM77 118V116H76ZM83 118V119H82ZM82 120H86L85 118L87 117H84L82 116ZM97 118V117H96ZM127 118V117H126ZM129 118V117H128ZM132 118V117H131ZM144 118V117H143ZM150 118V117H149ZM243 118V117H242ZM20 119V118H19ZM79 119V118H77ZM76 119V120H77ZM80 119V120H81ZM87 119V120H88ZM125 119V118H124ZM145 119V118H144ZM204 119V120H203ZM23 120V119H22ZM27 120V118H26ZM52 120L54 121L55 119H53V116H52ZM67 120V119H66ZM65 120V122H66ZM73 120V119H72ZM111 121V120H115L113 122H108V121ZM123 120V119H122ZM127 120V119H126ZM125 120V121H126ZM135 120V119H134ZM51 121V123L53 122ZM75 121V120H73ZM147 121V120H146ZM37 122V121H36ZM49 122V121H48ZM65 122H63V124H65ZM71 122V121H69ZM77 122V121H76ZM75 122V123H76ZM83 122V123H85ZM150 123V121H148ZM181 122H184V128L185 129H182L181 126H180V123ZM237 122V121H236ZM15 123V122H14ZM50 123V122H49ZM57 123V122H56ZM55 123V124H56ZM67 123V122H66ZM73 123V122H71ZM70 123V124H71ZM121 123H124V122H121ZM121 123H119L120 125H122ZM133 123V122H132ZM26 124V123H25ZM78 124H80L78 122ZM77 124V125H78ZM94 124V126H93ZM239 124V123H238ZM2 125V124H1ZM54 125V124H52ZM58 125V124H57ZM56 125V126H57ZM74 125V123H73ZM108 125V124H107ZM107 125H104L105 127ZM114 125V126H113ZM123 125H126V124H123ZM23 126V125H21ZM48 126V125H47ZM55 126V125H54ZM64 126V125H63ZM67 126V125H66ZM79 126V125H78ZM77 126V128H78ZM102 126V128H101ZM154 126V124H153ZM151 126V127H153ZM223 123H221V125H219L218 127H214L212 125H209L206 127L205 130H208L209 132L210 131H213V130H222L223 128ZM69 127V126H68ZM79 127V128H80ZM114 127V128H113ZM150 127V128H151ZM153 127V129H157ZM214 127V128H213ZM59 128V127H57ZM56 128V129H57ZM70 128V127H69ZM78 128V129H79ZM94 128V129H93ZM113 128V129H112ZM118 128V127H117ZM128 128V127H127ZM134 128V127H133ZM149 128V129H150ZM232 128V127H231ZM230 128V129H231ZM237 128V126H236ZM60 129V128H59ZM66 129V127H65ZM74 129V127H73ZM124 129V128H123ZM157 129V130H158ZM234 129V128H233ZM52 130V129H51ZM54 130V129H53ZM70 130V129H69ZM75 130V129H74ZM98 130V131H99ZM111 130H109L111 132ZM143 130V129H142ZM224 130V129H223ZM232 130V129H231ZM61 131V130H60ZM66 131V130H65ZM77 131V130H76ZM124 131V130H123ZM153 131V130H151ZM235 131V130H234ZM53 132V131H52ZM56 132V131H55ZM54 132V133H55ZM71 132V131H70ZM82 132V133H84ZM101 132V131H99ZM109 132V133H110ZM120 132V131H119ZM138 132V131H137ZM148 132V131H147ZM191 132V131H190ZM205 131L202 132V134L204 133ZM207 132V131H206ZM222 132V131H221ZM60 133V132H59ZM63 133V132H62ZM68 133V132H67ZM112 133V132H111ZM118 133V132H117ZM116 133V134H117ZM122 133V132H121ZM127 133V132H126ZM146 133V132H145ZM151 133V132H150ZM155 133V132H154ZM215 133V132H214ZM224 133V132H223ZM48 134V132L46 133ZM51 134V133H50ZM70 134V133H69ZM74 134V133H72ZM71 134V135H72ZM76 134V133H75ZM120 134V133H119ZM129 134V133H128ZM131 134V133H130ZM153 134V132H152ZM186 134V133H185ZM208 134V133H207ZM226 134V133H225ZM224 134V135H225ZM229 134V133H228ZM52 135V134H51ZM54 135V134H53ZM68 135V134H67ZM81 135V134H80ZM126 135V134H125ZM205 135V134H204ZM46 136V135H45ZM57 136V135H56ZM60 136H63L60 135ZM74 137V135H72ZM158 136V137H159ZM186 136V135H185ZM214 136V135H213ZM27 137V138H26ZM59 137V135H58ZM68 137H70L68 135ZM78 137V136H76ZM81 137H85V136H81ZM93 137V138H92ZM132 137V136H131ZM174 137V138H173ZM201 137V135H200ZM206 137V136H205ZM204 137V138H205ZM212 137V136H211ZM210 137V139H211ZM215 137V136H214ZM156 138V137H155ZM190 138V137H189ZM197 138V137H196ZM202 138V137H201ZM203 138V139H204ZM30 139L29 142H31V147H27L26 146V142L27 140ZM50 139H53V138H50ZM58 139V138H57ZM60 139V137H59ZM67 139V138H65ZM83 139V138H81ZM98 139V138H97ZM133 139V138H132ZM166 139V138H165ZM213 139V137H212ZM49 139H47L48 141ZM62 140V139H61ZM187 140V139H185ZM226 140V138H225ZM228 140V139H227ZM52 141V140H51ZM50 141V142H51ZM60 141V140H59ZM59 141H58V147L60 149V145H59ZM82 141V140H80ZM85 141V140H84ZM98 141V142H96ZM143 141V140H142ZM158 141V140H157ZM178 141V142H179ZM193 141V140H192ZM198 141V140H197ZM199 141H200V138H199ZM208 141V140H207ZM212 141V140H211ZM231 141V140H230ZM49 142V143H50ZM53 142V141H52ZM51 142V143H52ZM57 142V141H56ZM55 142V144H56ZM72 142V141H71ZM71 142H68L69 144ZM88 142V143H89ZM155 143H157L156 141H153ZM160 142V141H159ZM177 142V143H178ZM206 142V141H205ZM204 142V143H205ZM210 143V141H208ZM224 141H222L223 143ZM49 143H48V146L49 147ZM54 143V142H53ZM52 143V144H53ZM66 143V145L68 144ZM80 145H83L85 143H82L79 142ZM131 143H135V142H131ZM168 143V144H169ZM203 143V144H204ZM212 143V142H211ZM227 143V142H226ZM52 144L50 145L52 147ZM63 144V143H62ZM61 144V145H62ZM72 144V143H71ZM70 144V145H71ZM136 144V143H135ZM134 144V145H135ZM187 144V143H186ZM200 144V143H199ZM207 144V142H206ZM205 144V145H206ZM217 144V143H216ZM228 144V143H227ZM230 144V143H229ZM85 145H88V144H85ZM138 145V144H137ZM135 145V147L137 146ZM201 145V144H200ZM212 146V144H210ZM226 145V144H225ZM64 146V145H63ZM68 146V145H67ZM75 146V143L74 145ZM90 146V145H89ZM89 146L87 148H89ZM98 146V145H96ZM182 146V145H181ZM185 145H183L182 147H184ZM187 146V145H186ZM185 146V147H186ZM207 146V145H206ZM215 146V145H214ZM260 146V145H259ZM43 147V146H42ZM70 147V146H69ZM81 147V146H80ZM85 147V146H83ZM92 147V146H90ZM133 147V149L135 148ZM223 149L222 151H224V148L223 146H221ZM231 147V146H229ZM228 147V148H229ZM54 148V147H53ZM71 148H72V145H71ZM78 149V147H76ZM93 148V147H92ZM91 148V149H92ZM95 148V147H94ZM174 148V147H173ZM187 148V147H186ZM210 147H208L209 149ZM213 148V147H212ZM58 149V148H57ZM65 150L67 148H64ZM75 149V148H74ZM90 149V151H91ZM140 149V148H138ZM157 149V148H156ZM176 149V148H175ZM181 149V148H180ZM179 149V150H180ZM211 149V148H210ZM216 150V148H214ZM213 149V150H214ZM231 149V148H230ZM42 150V149H41ZM73 150V149H72ZM86 150V149H84ZM88 150V149H87ZM95 150V149H93ZM97 150V148H96ZM131 150V149H130ZM188 150V149H187ZM212 150V149H211ZM212 150V152H213ZM219 150V149H218ZM227 150V149H225ZM244 150V149H243ZM50 151V150H49ZM70 151V150H68ZM75 153L76 151L73 150ZM98 151V150H97ZM96 151V153H97ZM191 150H189V154ZM217 151V150H216ZM215 151V152H216ZM230 151V150H229ZM41 152V151H40ZM43 152V151H42ZM53 152V151H52ZM64 152V150H63ZM72 152V151H71ZM84 152V151H83ZM130 152V151H129ZM128 152V153H129ZM137 152V151H136ZM164 152V151H163ZM193 152H195L193 150ZM211 152V153H212ZM50 153V152H49ZM62 153V152H61ZM73 153V152H72ZM79 153V151L77 152ZM81 153V152H80ZM94 153V152H93ZM182 153V152H181ZM222 153V152H221ZM226 154V152H224ZM227 156L225 158H222L220 160H215L213 157L211 156H208V155H205V154H199L197 155L196 154V159L194 158L195 160V168L197 167L196 170H198V175H197V180L196 181V185L194 186L195 188V191L194 193H190L188 192L185 193L187 194L186 196V199L184 201V205L182 207V211L180 213V218H179V221L177 222L178 224H176L174 227L173 225L171 226L173 229H171V231L173 230L174 233L173 234H176L175 235V238H176V254H177V260L174 261V263H172L171 261V264H242L244 262V260L246 259H249L250 260V264H264V171L261 169V168H253V165L250 166V168L248 167V165L245 163L244 161V157L243 155H245L244 153H242V150H236V147L234 149H231L230 152H228L227 150ZM40 154V153H39ZM66 154V152H65ZM70 154V153H69ZM82 154V153H81ZM88 154V153H87ZM86 154V156H87ZM153 154V153H152ZM167 154V153H166ZM195 154V153H194ZM38 155V154H37ZM62 155V154H61ZM74 155V154H73ZM80 155V154H79ZM84 155V154H83ZM181 155V154H180ZM188 155V154H187ZM193 155V153H192ZM210 155V154H209ZM222 155V154H221ZM63 156V155H62ZM68 156V155H67ZM66 156V157H67ZM72 156V155H71ZM94 156V155H93ZM152 156V155H151ZM8 157V158H7ZM35 157V156H34ZM54 157V156H53ZM78 157V156H77ZM77 157H73V159L71 160L68 159V162H70L69 164V168L70 167H73L71 169H74L76 168L75 170L79 169L82 167V165L79 167V164L78 163V159ZM91 157V155L88 156L87 159H89L88 161H92L94 159H91L89 158ZM134 157V156H133ZM132 157V158H133ZM137 157V156H136ZM147 157V156H146ZM166 157V156H165ZM171 157V156H169ZM188 159H189V155L187 156ZM59 158V157H58ZM80 158V157H79ZM85 159V157H82ZM80 158V159H82ZM96 158V157H95ZM131 158V159H132ZM149 157L145 158V159H148ZM152 158V157H151ZM181 158V157H180ZM65 159V158H64ZM79 159V160H80ZM186 159V158H185ZM71 160V161H69ZM144 160V159H143ZM149 160V159H148ZM163 160V159H162ZM182 160V159H181ZM180 160V161H181ZM190 160V159H189ZM193 158L191 159V162H194ZM49 161V160H48ZM52 161V159H51ZM62 161V160H60ZM83 161V160H82ZM81 161V162H82ZM87 161V160H86ZM94 161V162H95ZM126 161V160H125ZM142 161V160H141ZM174 161V160H173ZM177 161V160H176ZM50 162V161H49ZM66 162V161H65ZM64 162V163H65ZM89 162V163H90ZM92 161V166L95 167V163ZM132 162V161H131ZM138 162V161H137ZM135 161V163H137ZM146 162V160L144 161ZM158 162V161H157ZM186 162V161H184ZM27 163V162H25ZM30 163V162H29ZM53 163V162H52ZM51 163V164H52ZM56 163V162H55ZM53 163V164H55ZM62 163V162H61ZM67 163V162H66ZM84 163V162H82ZM88 162H86L85 166L88 165L87 164ZM134 163V165H135ZM147 163V162H146ZM145 163V165H147ZM187 163V162H186ZM185 163V164H186ZM244 163L246 164V169L244 168ZM253 163V162H252ZM24 164V163H23ZM50 164V163H49ZM52 164V165H53ZM63 164V163H62ZM100 164V165H99ZM182 164V163H181ZM193 164V163H192ZM192 164L189 165V163H187V165L190 166V168L192 167V169H195L193 168ZM66 165V164H65ZM71 165V166H70ZM90 165V166H91ZM144 165V166H145ZM160 166V164H158ZM167 165V164H166ZM23 166V165H22ZM43 166V165H42ZM41 166V167H42ZM58 166V165H57ZM57 166L55 168H57ZM63 166V165H62ZM89 166V165H88ZM96 166H97V162H96ZM128 166V167H127ZM133 166V165H132ZM184 166V165H183ZM38 167V166H37ZM65 167H68V166H65ZM84 167V165H83ZM87 167V166H86ZM100 167H96V168H100ZM127 167V168H126ZM162 167V166H161ZM22 168V167H20ZM47 168V167H46ZM54 168V167H53ZM59 168H64V167H59ZM188 168V167H187ZM15 169V168H14ZM13 169V171H14ZM24 169V168H22ZM22 169H17L18 172L19 170H22ZM29 169V168H28ZM68 169V168H67ZM83 169V168H82ZM83 169V170H85ZM101 169V168H100ZM131 169V168H130ZM167 169V168H166ZM165 169V171H167ZM174 169V168H173ZM186 169V168H185ZM16 170V169H15ZM54 170V169H53ZM58 170V169H56ZM64 171V173L62 174H58L57 176V173H56V176L59 178V175H61L62 177L64 176L65 174V168L62 169ZM81 170V169H79ZM138 170V169H137ZM196 170L194 171L196 173ZM43 171V170H42ZM46 171V170H45ZM52 171V170H51ZM61 171V169H60ZM89 171V172H88ZM127 171V172H126ZM132 171V169H131ZM134 171V170H133ZM139 171V170H138ZM137 171V172H138ZM16 172V171H15ZM47 172L49 174L50 171H48V168H47ZM71 171H69V173H71ZM78 172V171H77ZM152 172V171H151ZM161 172V171H160ZM159 172V173H160ZM10 173V172H9ZM44 173V172H43ZM53 173V172H52ZM51 173V174H52ZM55 173L54 176H55ZM60 173V172H59ZM68 174V171L66 172ZM79 173V172H78ZM77 173V174H78ZM132 173V172H131ZM141 173V172H140ZM156 173V172H155ZM163 173V172H162ZM167 173V172H166ZM39 174V173H38ZM46 174V172L44 173ZM51 174H49V177L51 176ZM67 174L65 176H67ZM75 174V172H74ZM82 174H79V175H82ZM133 174V173H132ZM131 174V175H132ZM145 174V173H144ZM150 174V173H149ZM169 174V173H168ZM33 175V174H32ZM37 175V174H36ZM47 175V174H46ZM45 175V176H46ZM70 175V174H68ZM141 175V174H140ZM164 175V174H163ZM195 175V174H194ZM6 176V177H5ZM44 176V175H43ZM48 176V175H47ZM60 176V177H61ZM73 176V179H75V175H72ZM128 176V175H127ZM134 176V175H133ZM143 176V174H142ZM20 177V176H18ZM40 177V176H39ZM68 177V176H67ZM71 177V175L69 176ZM132 177V176H131ZM141 177V176H139ZM165 177V176H164ZM196 177V175H195ZM34 178V177H32ZM37 178V177H36ZM46 178V177H45ZM52 178V177H51ZM54 178V177H53ZM64 178V177H63ZM66 178V177H65ZM64 179H59L60 180H65ZM72 178V177H71ZM70 178V179H71ZM125 178V177H124ZM128 178V177H127ZM137 178V177H136ZM135 178V179H136ZM152 177H148L147 175V180H151ZM194 178V177H193ZM40 179V178H38ZM50 179V178H49ZM79 179H80V176H79ZM78 179V181H80ZM82 179V178H81ZM126 179V178H125ZM156 179V178H155ZM154 179V180H155ZM178 179H179V176H178ZM8 180V179H7ZM37 180V179H35ZM54 180V179H53ZM122 180V179H121ZM120 180V181H121ZM146 180V181H147ZM164 180V179H163ZM172 180V179H171ZM170 180V181H171ZM194 180V181H195ZM39 182V180H37ZM43 181V179H42ZM40 180V182H42ZM52 181V179H51ZM57 178H56V182H57ZM66 181V180H65ZM64 181V183H65ZM74 181V180H73ZM78 181H75V182H78ZM123 181V180H122ZM126 181V180H125ZM129 181V180H128ZM156 181V180H155ZM44 182H48V180H44ZM69 182V181H68ZM74 182V183H75ZM133 182V181H132ZM152 182V181H151ZM183 182V181H182ZM9 183V182H8ZM7 183V184H8ZM36 183V182H35ZM43 183V182H42ZM51 183V182H50ZM54 183V181H53ZM71 183V182H70ZM155 183V182H154ZM169 183V181H168ZM44 184V183H43ZM47 184V183H46ZM58 184V183H56ZM148 184V183H147ZM158 184V182H157ZM176 184V183H175ZM175 184H172V185H175ZM195 184V182H194ZM21 185V184H20ZM38 185H40V183H38ZM50 185V184H49ZM48 185V186H49ZM52 185V184H51ZM59 185V184H58ZM64 185V184H63ZM62 185V186H63ZM69 185V184H68ZM116 185V184H115ZM119 185V182L118 184ZM171 185V184H170ZM5 186V185H4ZM43 186V185H42ZM41 186V187H42ZM60 186V187H62ZM67 186V185H66ZM65 186V187H66ZM77 186V185H75ZM168 186V185H167ZM176 186V185H175ZM8 187V186H7ZM40 187V188H41ZM59 187V186H57ZM70 187V186H69ZM122 187V186H121ZM147 187V186H146ZM171 187V186H170ZM174 187V186H172ZM31 188V187H30ZM29 188V189H30ZM36 188V187H35ZM38 188V187H37ZM49 188V187H48ZM54 188V187H52ZM72 188V187H71ZM71 188H70V191H71ZM116 188V186H115ZM115 188H112V189H115ZM118 188V187H117ZM120 188V186H119ZM156 188V187H155ZM167 188V187H166ZM177 188V187H176ZM184 188V187H183ZM193 187H191L192 189ZM193 188V189H194ZM32 189V188H31ZM44 189V188H42ZM57 189V188H56ZM62 189H65V188H62ZM61 189V191H62ZM151 189V188H150ZM190 189V188H189ZM191 189L189 191H191ZM192 189V190H193ZM37 190V189H36ZM60 190V189H59ZM58 190V191H59ZM156 190V189H155ZM164 190V189H163ZM54 191V190H53ZM56 191V190H55ZM54 191V192H55ZM66 191V190H65ZM73 191V190H72ZM113 191V190H112ZM153 191V190H152ZM181 191V190H180ZM43 192V191H42ZM46 192V191H45ZM64 192V191H63ZM62 192V193H63ZM68 192V191H67ZM66 192V193H67ZM151 192V191H149ZM193 192V191H192ZM35 193V192H34ZM50 193V192H49ZM64 193V194H66ZM68 193V194H69ZM1 194V193H0ZM44 194V193H43ZM41 195V196H44V195ZM52 194V193H51ZM104 194V193H103ZM102 194V195H103ZM151 194V193H150ZM63 195V194H62ZM67 195V194H66ZM157 195V194H156ZM176 195V194H175ZM184 195V194H182ZM1 196V195H0ZM39 196V195H38ZM48 196H50L48 194ZM54 196V195H53ZM51 196V197H53ZM59 196V194H58ZM152 196V195H151ZM181 196V194H180ZM179 196V197H180ZM37 197V196H35ZM34 197V199H35ZM40 197V196H39ZM101 197V196H100ZM171 197V196H170ZM173 197V196H172ZM176 197V196H174ZM183 197V196H182ZM38 198V197H37ZM42 198V197H41ZM44 198V197H43ZM98 198V196H97ZM177 198V197H176ZM185 198V197H184ZM183 198V199H184ZM45 199V198H44ZM43 199V200H44ZM53 199V198H52ZM160 199V198H159ZM180 198H178V202L182 203V200L179 201ZM38 199H36L37 201ZM42 200V199H41ZM48 200H50L48 198ZM92 200V199H91ZM155 200H158V199H155ZM163 200V199H162ZM166 200V199H165ZM169 199H167V204H168V201ZM40 201V199H39ZM37 201V202H39ZM47 201V199H46ZM171 201V200H170ZM173 201V199H172ZM176 201V200H175ZM42 202V201H41ZM45 202V201H43ZM180 203V204H181ZM30 204H33V203H30ZM47 204V203H45ZM166 204V203H165ZM171 204V203H170ZM169 204L170 207H163L162 209H167L168 211V214L171 216L172 211L175 209L172 210V206ZM174 204V201L173 203ZM29 205V204H28ZM44 205V203H43ZM91 205V204H90ZM104 205V203H103ZM142 205V204H141ZM144 205V204H143ZM152 205V204H151ZM179 204H177L176 206L178 207ZM31 206V205H30ZM37 206V205H36ZM36 206H33V207H36ZM42 206V205H41ZM87 206V205H86ZM130 206V205H129ZM138 206V204H137ZM161 206V205H160ZM163 206V205H162ZM175 206V208H176ZM32 207V206H31ZM32 207V208H33ZM85 207V206H84ZM83 207V208H84ZM124 207V206H123ZM132 207V206H131ZM149 207V206H148ZM174 207V205H173ZM121 208V207H120ZM119 208V209H120ZM130 208V207H129ZM153 208V207H152ZM30 209V208H28ZM36 209V208H35ZM44 209V210H43ZM56 209V210H55ZM58 209V210H57ZM136 209V208H135ZM177 209L179 210V208H176V211ZM34 210V209H33ZM77 210V209H76ZM85 210V209H84ZM35 212L37 211L34 210ZM61 211V212H63ZM83 211V210H82ZM28 212H32L31 211H28ZM33 212V213H35ZM55 212V214H57ZM78 212V211H77ZM80 212V211H79ZM134 212V211H133ZM152 212V211H151ZM33 213H31L33 215ZM39 213V211H38ZM45 213V212H44ZM42 213V216H44ZM49 213V212H47ZM64 213V212H63ZM67 213V212H66ZM69 213V212H68ZM72 213V212H71ZM75 213V211H74ZM132 213V212H131ZM179 213V212H178ZM177 213V214H178ZM30 214V213H28ZM30 214V215H31ZM37 214V212H36ZM35 214V215H36ZM41 213H39L40 215ZM46 214V213H45ZM54 214V213H53ZM60 214V212L58 213ZM73 214V213H72ZM120 214V213H119ZM167 214V213H166ZM167 214V216H168ZM29 215V216H30ZM48 215V214H47ZM51 215V214H50ZM69 215V214H68ZM78 215V214H77ZM111 215V214H110ZM127 215V214H126ZM128 215H131V214H128ZM125 216V217H128ZM157 215V214H156ZM28 216V215H27ZM28 216V218H29ZM40 216V217H42ZM49 216V215H48ZM64 216V214H63ZM74 216V215H72ZM174 216H176L174 214ZM35 217V216H34ZM52 217V216H51ZM50 217V218H51ZM75 217V216H74ZM172 217V216H171ZM170 217V218H171ZM25 218V217H24ZM23 218V219H24ZM27 218V219H28ZM32 217H30L28 220H30ZM47 218V217H46ZM49 218V217H48ZM53 218V217H52ZM119 218V216H118ZM117 218V219H118ZM121 218V217H120ZM27 219L25 218L24 220L27 221ZM43 219V218H42ZM67 219V216L66 218ZM79 219V218H78ZM116 219V218H114ZM124 220H127L126 218H123ZM140 219V218H139ZM143 219V218H142ZM177 219V218H176ZM36 220V219H35ZM38 220V219H37ZM39 220H41L39 218ZM47 220V219H46ZM50 221V219H48ZM47 220V221H48ZM59 220V219H58ZM95 220V219H94ZM157 220V219H156ZM161 220V219H160ZM163 220V219H162ZM57 221V220H56ZM118 221H121L118 220ZM150 221V220H149ZM165 221V220H164ZM23 222V221H22ZM29 222V221H28ZM52 222V221H51ZM93 222V221H92ZM95 222V221H94ZM127 222V221H125ZM124 222V223H125ZM27 223V222H26ZM39 223V222H38ZM47 223V222H46ZM99 223V222H98ZM103 223V222H102ZM114 223H118V222H114ZM137 223V222H136ZM20 224H24L20 222ZM20 224H18L19 226H21ZM40 224V223H39ZM50 224V223H49ZM54 224V223H53ZM52 224V225H53ZM79 224V223H78ZM91 224V223H90ZM106 224V222H105ZM107 224H109L107 222ZM128 224V223H127ZM165 224V223H164ZM93 226V224H91ZM110 225V224H109ZM115 225V224H114ZM129 225V224H128ZM128 225L126 227H128ZM138 225V224H137ZM17 226V225H16ZM18 226V227H19ZM85 226V225H84ZM89 226V225H88ZM99 226V225H98ZM96 226V227H98ZM111 226V225H110ZM116 226V225H115ZM122 226V225H121ZM121 226H120V229H121ZM23 227V226H22ZM21 227V228H22ZM33 227V226H32ZM38 227V226H37ZM47 227V226H46ZM58 227V226H57ZM101 227V226H100ZM105 227V226H104ZM114 227V226H113ZM132 227V226H131ZM26 228V227H25ZM39 228V227H38ZM37 228V230H38ZM64 228V227H63ZM87 228V227H86ZM93 228V227H92ZM95 228V227H94ZM103 228V227H101ZM107 228V227H105ZM115 228V227H114ZM129 228V227H128ZM153 228V227H152ZM20 229V228H19ZM36 229V228H35ZM34 229V231H35ZM49 230V228H47ZM60 229V228H58ZM82 229V228H81ZM88 229V228H87ZM97 229V228H95ZM99 229V228H98ZM142 229V228H141ZM144 229V228H143ZM168 229V228H167ZM169 229V230H170ZM2 230V229H0ZM21 230V229H20ZM19 230V232H20ZM26 230V229H25ZM47 230V231H48ZM55 230V228H54ZM84 230V229H83ZM92 230V229H91ZM94 230V229H93ZM104 230V228H103ZM125 229H123L124 231ZM40 231V230H39ZM46 231V234H49L47 233ZM61 231V230H60ZM68 231V230H67ZM95 231V230H94ZM99 231V230H98ZM106 231V230H104ZM128 231V230H127ZM166 231V230H165ZM6 232V231H5ZM44 232V231H43ZM62 232V231H61ZM60 232V234H61ZM70 232V231H69ZM108 233V231H106ZM114 232V231H113ZM160 232V231H159ZM53 233V232H52ZM94 233V232H93ZM100 233V232H99ZM98 233V234H99ZM102 233V231H101ZM106 233V234H107ZM118 233V232H117ZM122 233V231H121ZM124 233V232H123ZM132 233V232H131ZM142 233V232H141ZM2 234V233H1ZM24 234V233H22ZM34 234V233H33ZM37 234V233H36ZM40 234V233H39ZM69 237L70 234L66 233ZM112 234L111 233V236L110 238L112 237ZM116 235V233H114ZM113 234V235H114ZM120 234V233H119ZM125 234V233H124ZM127 234V232H126ZM50 235V234H49ZM72 235H75V234H72ZM79 235V234H78ZM128 235V234H127ZM153 235V234H152ZM151 235V236H152ZM29 237V235H27ZM32 236V235H31ZM30 236V237H31ZM42 236V235H41ZM59 236V234L57 235ZM63 236V235H61ZM80 236V235H79ZM99 236V235H97ZM109 236V235H107ZM118 236V235H117ZM132 236V235H131ZM137 236V235H136ZM142 236V235H141ZM167 236V235H165ZM37 237V236H36ZM47 237V235H46ZM53 237V236H51ZM60 237V236H59ZM58 237V238H59ZM65 237V234L64 236ZM81 237V236H80ZM101 237H102V234H101ZM106 237V235H105ZM114 237V236H113ZM169 237V236H167ZM1 238V236H0ZM33 238V237H32ZM45 238V237H44ZM43 238V239H44ZM104 238V236H103ZM107 238V237H106ZM108 238V239H110ZM133 238V237H132ZM146 238V237H144ZM149 238V237H148ZM34 239V238H33ZM32 239V240H33ZM37 239V238H36ZM42 239V240H43ZM49 239V238H47ZM57 239V237H56ZM55 239V240H56ZM62 239V237H61ZM61 239H57V240H61ZM69 239V238H68ZM102 239V238H100ZM117 239H120V238H117ZM173 239V238H172ZM4 239H2L3 241ZM40 240V241H42ZM50 240V239H49ZM54 240V241H55ZM57 240L55 241V243L57 242ZM67 240V239H66ZM71 240V239H70ZM107 240V239H106ZM115 241H118L116 239H110L111 243H113ZM123 240V239H122ZM121 240V241H122ZM137 240V239H136ZM5 241V240H4ZM3 241V242H4ZM39 241V242H40ZM45 241V239L43 240ZM53 241V242H54ZM58 241V243H60ZM64 241V240H63ZM108 241V240H107ZM154 241V240H153ZM175 241V240H174ZM29 242V241H28ZM32 242V241H31ZM46 242V241H45ZM47 242H50V241H47ZM53 242H50L51 244ZM69 242V240H68ZM71 242V241H70ZM102 242V241H101ZM104 242V241H103ZM152 242V241H151ZM155 242V241H154ZM48 243V244H50ZM65 243V242H64ZM67 243V242H66ZM65 243V245H66ZM100 243V242H99ZM109 243V242H108ZM118 243V242H117ZM133 243V242H132ZM36 244V243H35ZM57 244V243H56ZM76 244V242H75ZM92 244V243H91ZM98 244V243H97ZM102 244V243H101ZM119 244V243H118ZM131 244V243H130ZM135 244V243H134ZM143 244V243H142ZM162 244V243H161ZM64 245V246H65ZM68 245V244H67ZM104 245V244H103ZM107 245V243H106ZM105 245V246H106ZM110 245L109 248L111 247V244H108ZM108 245L106 247H108ZM115 245V243H114ZM127 245V244H126ZM152 245V244H151ZM72 246V245H71ZM69 246V247H71ZM100 246V245H99ZM131 246V245H130ZM55 247V246H53ZM58 247V246H57ZM60 247L62 248V246L60 245ZM67 247V246H66ZM68 247V249H70ZM98 247V246H97ZM113 247V246H112ZM124 246L122 245L121 248H123ZM6 248V247H5ZM73 248V247H72ZM105 248V247H104ZM119 247L117 246L116 249V253L117 250ZM164 248V247H163ZM65 249V248H63ZM78 249V248H77ZM80 249V248H79ZM82 249V248H81ZM91 249V248H90ZM99 249V248H98ZM115 249H113L115 251ZM143 249V248H142ZM153 249V248H152ZM51 250V249H50ZM53 250V249H52ZM67 250V249H66ZM71 250V249H70ZM126 250V249H125ZM124 250V252H125ZM49 251V250H48ZM73 251V250H71ZM76 251V250H75ZM79 251V250H78ZM81 251V250H80ZM85 251V250H84ZM131 251V250H130ZM47 252V251H46ZM62 252V251H61ZM64 252V250H63ZM67 252V251H66ZM97 252V251H96ZM123 252V254H124ZM14 253V252H13ZM39 253V252H38ZM84 253V252H83ZM88 253V252H87ZM132 253V252H131ZM54 254V253H53ZM52 254V255H53ZM58 254V253H57ZM62 254V253H61ZM94 254V252L92 253ZM106 254V253H105ZM127 254V253H126ZM142 254V253H141ZM78 255V254H76ZM112 255V254H111ZM149 255V254H148ZM0 256L4 257V259L6 261H8V264H11L9 263V260H8V256H7V251L4 249V248H0ZM56 256V255H55ZM67 256V255H66ZM84 256V255H83ZM86 256V254H85ZM82 258V256H80ZM95 257V256H94ZM108 257V256H107ZM113 258V256H111ZM116 257V256H115ZM63 258V257H62ZM69 258V257H68ZM73 258V257H72ZM84 258V257H83ZM86 258V257H85ZM66 259V258H65ZM96 259V258H95ZM15 260V259H14ZM58 260V259H57ZM67 260V259H66ZM89 260V259H88ZM97 260V259H96ZM125 260V259H124ZM123 260V261H124ZM56 261V260H55ZM59 261V260H58ZM85 261V260H84ZM87 261V260H86ZM11 262V261H10ZM17 262V261H16ZM54 262V261H52ZM73 262V260H72ZM76 262V261H75ZM74 262V263H75ZM92 262V261H91ZM112 262V261H111ZM122 261H120V264H121ZM158 262V261H157ZM169 262V263H170ZM87 263V262H86ZM124 263V262H123ZM147 263V262H146ZM149 263L151 264V262L149 261ZM164 263V262H163ZM162 263V264H163ZM248 263V260L247 262L245 261L244 264ZM14 264V262L12 263ZM64 264V263H63ZM66 264V263H65ZM70 264V263H69ZM83 264V263H82ZM93 264V263H92ZM112 264V263H111ZM118 264V263H117ZM154 264V263H152ZM166 264V263H165Z\"/></svg>","mask_w":264,"mask_h":264},{"label":"snow or ice","instance_id":"snow-or-ice-1","mask_svg":"<svg viewBox=\"0 0 264 264\" xmlns=\"http://www.w3.org/2000/svg\"><path fill=\"white\" fill-rule=\"evenodd\" d=\"M47 155V154H45ZM43 161L39 160L36 157H32V163L38 164ZM20 164L16 165V168H20ZM31 171H37L36 168H32ZM17 172H12V176H17ZM0 193L3 194L0 197V229L3 228H12L15 229L16 225L19 224L23 218L28 213V208L24 207L20 203H16L15 201L19 199L23 201L25 204L31 202V197L35 196V193L28 191L16 192L15 190H10L8 187H4L0 189ZM49 246L47 244L43 245V251H48ZM28 260V256L20 257L21 264H24V261ZM0 264H8V261L4 259V257L0 256Z\"/></svg>","mask_w":264,"mask_h":264}]
</instances>
